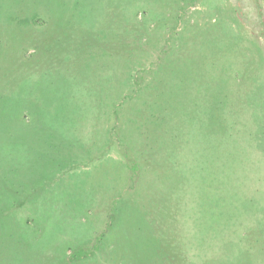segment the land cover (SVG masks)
<instances>
[{
	"label": "rangeland",
	"instance_id": "374dc122",
	"mask_svg": "<svg viewBox=\"0 0 264 264\" xmlns=\"http://www.w3.org/2000/svg\"><path fill=\"white\" fill-rule=\"evenodd\" d=\"M264 264V0H0V264Z\"/></svg>",
	"mask_w": 264,
	"mask_h": 264
},
{
	"label": "crops",
	"instance_id": "0c3cea01",
	"mask_svg": "<svg viewBox=\"0 0 264 264\" xmlns=\"http://www.w3.org/2000/svg\"><path fill=\"white\" fill-rule=\"evenodd\" d=\"M93 262H91V261H87V262H85V264H92Z\"/></svg>",
	"mask_w": 264,
	"mask_h": 264
}]
</instances>
